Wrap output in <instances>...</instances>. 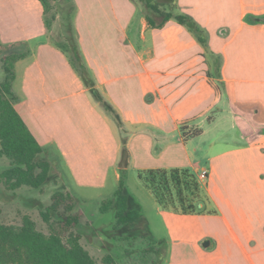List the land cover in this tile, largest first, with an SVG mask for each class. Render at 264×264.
Segmentation results:
<instances>
[{
    "label": "crops",
    "instance_id": "obj_1",
    "mask_svg": "<svg viewBox=\"0 0 264 264\" xmlns=\"http://www.w3.org/2000/svg\"><path fill=\"white\" fill-rule=\"evenodd\" d=\"M22 1L0 0V41L30 46L15 64L14 107L37 142L57 150L72 187L111 195L125 135L127 185L135 175L144 187L137 174L147 169L205 172L207 205L224 238L196 245L191 264H264V22L255 21L264 0H177L176 12L210 31L206 45L175 20L149 27L134 0H73L77 44L122 127L47 39L40 1L28 0L26 9ZM108 8L117 13L112 39L95 35L89 23L91 12ZM223 118L230 137L201 146ZM195 129L199 135L184 138ZM147 191L153 212L166 213Z\"/></svg>",
    "mask_w": 264,
    "mask_h": 264
},
{
    "label": "trees",
    "instance_id": "obj_2",
    "mask_svg": "<svg viewBox=\"0 0 264 264\" xmlns=\"http://www.w3.org/2000/svg\"><path fill=\"white\" fill-rule=\"evenodd\" d=\"M39 1L42 5L43 25L46 32H49L55 15L51 12L49 0ZM134 1L141 6V14L149 27L162 28L167 21L175 20L192 32L202 45H206L207 35L196 20L189 14L175 11L177 0ZM74 11V1L68 0L62 9L60 22V32L64 40L52 39V44L66 55L83 85L89 89L93 100L122 127L120 115L96 88L84 62L75 37ZM255 21L264 22V16L256 17ZM29 54L30 46L26 41H0V159L8 160V166L0 170V182L10 190L21 187L40 189L50 180L56 184L62 182L51 194L50 202L39 208L40 217L48 227L47 233L39 230L28 214L22 215L18 225L5 224L0 220V264H96L91 253L81 243L83 211L75 208L76 195L72 193L70 182L60 166V157L50 147L37 142L14 107L20 98L14 88L15 64ZM220 62V58L215 56L217 70ZM199 134L200 130L195 129L190 134L183 133V136L187 139ZM121 142L117 187L99 203V213L109 216L110 226L104 229L98 244L100 247H104V243L114 246V241L121 240L126 241L129 247L140 241L141 251L145 255L153 256L149 264H162L165 255L163 241L152 233L147 219L128 192L127 168L130 155L125 135L121 137ZM189 173L187 169H147L139 171L137 176L139 180L145 181L157 203L165 209L168 207V203L164 201L165 195L170 194L171 187H179L182 183L187 185V182H182L180 174ZM193 185L197 187L196 182ZM177 192L179 195L182 193L180 189ZM190 209L192 205L181 206L179 211L187 214L191 213ZM109 250L110 253L104 256L103 262L117 264L115 254L111 253L114 250ZM131 252L125 247L124 256Z\"/></svg>",
    "mask_w": 264,
    "mask_h": 264
},
{
    "label": "rangeland",
    "instance_id": "obj_3",
    "mask_svg": "<svg viewBox=\"0 0 264 264\" xmlns=\"http://www.w3.org/2000/svg\"><path fill=\"white\" fill-rule=\"evenodd\" d=\"M49 1L52 7L51 12L55 15V20L52 22L51 30L46 32L47 39L51 42L52 39L62 41L64 38L60 32V22L62 19V9L68 0ZM22 2L25 9L30 7L28 0ZM114 3L116 6L118 5L116 0ZM103 11L104 13L102 12L101 14L91 12L89 15V23L93 26L95 35L98 33L100 38L112 39L114 35L113 32L115 31L114 22L117 13L114 11L112 12L109 8ZM204 30L208 39L210 31L207 29ZM223 120L224 121L221 122L219 121L216 131L214 130L206 134L201 146L204 147L210 139H213L215 136L223 134L227 136L231 135L230 131L227 130L224 118ZM219 148L220 147H217V149ZM53 150L54 154L57 155V150L54 148ZM59 162L70 182L72 193L76 195L75 208L83 211L82 225L80 227L82 233L81 243L91 253L96 264H106L103 262V258L110 253L109 249L111 248L114 250L111 253L115 254L117 264H149L153 256L145 255L141 251L140 247L142 245L140 241L134 242L133 246L129 247L126 241L121 240L114 241V246L104 243L105 246L100 247L98 243L101 234L103 235L104 229L109 228L110 218L108 215H100L99 203L102 199L110 195V191L106 190L104 193L96 192L86 194L73 188L69 174L67 170H65V165L61 160ZM6 166H8V160L6 158H1L0 170ZM56 173L58 174V172ZM180 175L182 182H187L188 184L185 185L182 183L179 187H171L170 194L164 197V201L168 203L167 208L169 209L166 213L163 212L158 215L153 212V208L150 206L152 197L147 191L149 188L144 180H141V182L147 190L138 185L135 175L132 176L133 178L129 179L127 185L128 192L134 203L140 208L141 213L146 216V219L152 221V226H150L152 233L155 237L163 241L165 255L162 264H166V262L170 260L171 262H179L182 260V262L186 264H191V261L195 260L194 250L196 245L202 247L204 241H212L213 247L216 238L218 240L224 238L223 228L216 218L215 211H209L207 205L208 194L204 177H197L192 173ZM199 181L201 186L199 185ZM61 182L56 184L50 180L40 189L21 187L15 190H10L3 182H0V220L5 224L18 225L21 222L22 215L28 214L36 222L37 228L47 233L48 227L40 217L39 208L50 202L51 194L60 187ZM194 182H196L197 187L193 185ZM178 189L182 191L181 195L178 194ZM112 190H114V188ZM149 191L151 192V190ZM191 205L192 209H190V214H183L179 211L181 206L189 207ZM106 240L109 241L108 238H106ZM125 247L129 251H132L128 256H124ZM209 249H211V247L207 248V250Z\"/></svg>",
    "mask_w": 264,
    "mask_h": 264
},
{
    "label": "water",
    "instance_id": "obj_4",
    "mask_svg": "<svg viewBox=\"0 0 264 264\" xmlns=\"http://www.w3.org/2000/svg\"><path fill=\"white\" fill-rule=\"evenodd\" d=\"M208 244H209V241H204L203 242V246H205V247L208 246Z\"/></svg>",
    "mask_w": 264,
    "mask_h": 264
},
{
    "label": "built area",
    "instance_id": "obj_5",
    "mask_svg": "<svg viewBox=\"0 0 264 264\" xmlns=\"http://www.w3.org/2000/svg\"><path fill=\"white\" fill-rule=\"evenodd\" d=\"M204 176H205V172H202V173H201V177H204Z\"/></svg>",
    "mask_w": 264,
    "mask_h": 264
}]
</instances>
